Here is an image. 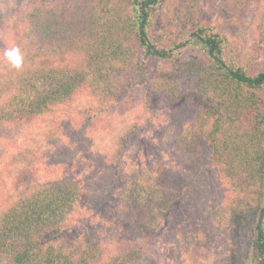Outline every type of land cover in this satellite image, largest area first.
<instances>
[{"label": "trees", "instance_id": "trees-1", "mask_svg": "<svg viewBox=\"0 0 264 264\" xmlns=\"http://www.w3.org/2000/svg\"><path fill=\"white\" fill-rule=\"evenodd\" d=\"M31 1L21 24L34 37L42 35L56 57L80 43L81 64L13 73L17 78L4 82L0 93V125L34 119L85 92L102 110L128 104L135 88L157 94L167 109H191V121L167 134L180 156L207 149L203 167L225 180L237 199L232 223L247 232L226 264H264V70L251 72L227 57L223 33L199 17L203 0ZM187 47L203 59L172 61ZM24 50V60L34 62L35 50ZM151 61L169 66L142 82ZM91 120L77 130L62 159L78 151ZM120 152L113 171L95 184L94 208L97 215L105 210L106 233L120 241L104 244L105 235L74 218L85 201L79 181L62 176L23 188L14 184L0 197V264H136L186 192L169 183L166 170L153 178L149 166L126 170ZM32 160H20L28 174ZM226 205L205 209L206 218L213 220ZM125 237L132 244H122Z\"/></svg>", "mask_w": 264, "mask_h": 264}, {"label": "rangeland", "instance_id": "rangeland-1", "mask_svg": "<svg viewBox=\"0 0 264 264\" xmlns=\"http://www.w3.org/2000/svg\"><path fill=\"white\" fill-rule=\"evenodd\" d=\"M31 6V0H0V93L5 83L17 78L13 73L17 72V76L25 73L24 68L35 65L72 68L81 64L80 43L74 52L56 57L46 48L48 44L42 35L34 37L35 33L21 24L22 16ZM199 17L223 33L227 40L224 51L229 59L251 72L264 70V0H203ZM12 46L20 47L24 57V48L34 49L38 56L34 62L24 60L23 67L14 70L2 56L3 50ZM190 59L202 60L203 56L196 48L187 47L172 61ZM168 66L161 61L148 62L141 81L147 82ZM101 110L87 92L76 93L44 115L0 125V197L9 195L14 184L23 188L25 184L71 177L81 183L85 194V201L79 204L74 218L86 224L96 236L105 235L104 244L120 241L121 238L106 233L105 210L97 215L98 209L94 211V208L95 184L113 171L114 154L121 148V162L126 170L149 166L150 178L159 177L166 170L169 183L186 192L166 227L145 245L136 264H226L231 260L245 243L244 231L247 232L232 223L231 206L238 203L235 195L225 180L212 173L214 170L203 167L207 149L201 148L194 156H180L167 134H175L185 122L191 121L193 111L167 109L157 94H144L137 88L131 91L128 104ZM89 117L92 120L87 123L78 151L62 159L70 140ZM28 156L34 157L30 174L20 163ZM224 203L228 204L226 210L209 221L204 210ZM129 240L122 238V244H132ZM144 242L147 240H138L136 244ZM244 264H249L248 259Z\"/></svg>", "mask_w": 264, "mask_h": 264}, {"label": "clouds", "instance_id": "clouds-1", "mask_svg": "<svg viewBox=\"0 0 264 264\" xmlns=\"http://www.w3.org/2000/svg\"><path fill=\"white\" fill-rule=\"evenodd\" d=\"M4 61L14 70H20L24 64V56L20 47L12 46L5 48L2 52Z\"/></svg>", "mask_w": 264, "mask_h": 264}]
</instances>
